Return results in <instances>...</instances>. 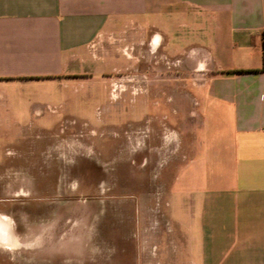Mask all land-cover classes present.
<instances>
[{"label": "crops", "instance_id": "1", "mask_svg": "<svg viewBox=\"0 0 264 264\" xmlns=\"http://www.w3.org/2000/svg\"><path fill=\"white\" fill-rule=\"evenodd\" d=\"M263 31L264 0H0V82L98 67L171 87L188 264H264ZM12 232L0 214V245Z\"/></svg>", "mask_w": 264, "mask_h": 264}, {"label": "rangeland", "instance_id": "2", "mask_svg": "<svg viewBox=\"0 0 264 264\" xmlns=\"http://www.w3.org/2000/svg\"><path fill=\"white\" fill-rule=\"evenodd\" d=\"M97 68L0 82V214L15 240L0 264H188L185 196L170 194L188 120L171 87Z\"/></svg>", "mask_w": 264, "mask_h": 264}, {"label": "trees", "instance_id": "3", "mask_svg": "<svg viewBox=\"0 0 264 264\" xmlns=\"http://www.w3.org/2000/svg\"><path fill=\"white\" fill-rule=\"evenodd\" d=\"M262 45H263V70H264V31L262 32Z\"/></svg>", "mask_w": 264, "mask_h": 264}, {"label": "flooded vegetation", "instance_id": "4", "mask_svg": "<svg viewBox=\"0 0 264 264\" xmlns=\"http://www.w3.org/2000/svg\"><path fill=\"white\" fill-rule=\"evenodd\" d=\"M123 75H124V74H123ZM120 76H122V74H121V73H119V74H118L116 77H118V78H119ZM124 76H125V75H124ZM129 76H130V75H126V77H129ZM128 81H130V82H131L132 80L129 78V79H128ZM114 84H116V82H115ZM116 85H117V84H116Z\"/></svg>", "mask_w": 264, "mask_h": 264}, {"label": "bare ground", "instance_id": "5", "mask_svg": "<svg viewBox=\"0 0 264 264\" xmlns=\"http://www.w3.org/2000/svg\"><path fill=\"white\" fill-rule=\"evenodd\" d=\"M3 227H4V225H3ZM4 229V228H3ZM5 232H6V230H4Z\"/></svg>", "mask_w": 264, "mask_h": 264}]
</instances>
